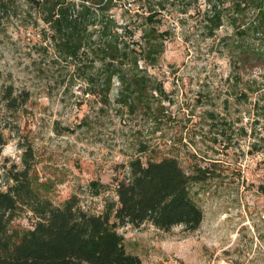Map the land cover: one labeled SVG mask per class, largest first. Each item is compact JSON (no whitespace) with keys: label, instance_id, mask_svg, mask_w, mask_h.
<instances>
[{"label":"rangeland","instance_id":"obj_1","mask_svg":"<svg viewBox=\"0 0 264 264\" xmlns=\"http://www.w3.org/2000/svg\"><path fill=\"white\" fill-rule=\"evenodd\" d=\"M115 1L112 12L140 39L148 0ZM16 2L18 14L0 18V124L10 133L0 144V186L6 188L14 165L22 167L25 143L33 147L42 178L54 181L56 202L78 191L85 204L101 211L105 198L115 196L114 177L127 171L132 157L173 154L188 169H209L191 185L203 219L195 229L119 225L126 249L142 264H264V59L238 68L236 78L231 51L240 42L264 50V37L242 35L231 14L207 36L204 0L186 11L180 1L168 2L157 22L169 31L165 50L157 64L148 65L167 91L165 115L156 120L117 103L118 81L109 104L85 92L83 80L70 76L73 66L55 60L44 23L34 21L24 0ZM251 15L239 14L238 23L247 25ZM254 79L261 88L250 92L245 85ZM8 85L29 97L15 111L3 98ZM143 143L148 150H140ZM92 181L112 186L94 194ZM33 221L30 212L16 219Z\"/></svg>","mask_w":264,"mask_h":264},{"label":"trees","instance_id":"obj_2","mask_svg":"<svg viewBox=\"0 0 264 264\" xmlns=\"http://www.w3.org/2000/svg\"><path fill=\"white\" fill-rule=\"evenodd\" d=\"M177 1L184 3L186 11L200 0H148L141 13V38L136 39L130 25L120 23L112 12L115 0H24L34 21L44 23L55 60L73 66L70 76L83 80L85 92L109 104L118 81L117 103L129 112L144 111L156 120L165 115L167 91L149 73L148 65L159 62L169 33L159 28L158 16L168 2ZM204 2L202 20L207 36H213L225 15L231 14L232 25L242 35L252 31L264 37V0ZM19 6L16 0H0V18L17 15ZM249 12V23H238L239 14ZM231 51L236 78L238 68L246 69L264 59V50L251 42H240ZM252 82L245 86L257 92L261 87L255 79ZM240 95L247 97L248 91L242 90ZM3 98L6 108L15 111L29 97L8 85ZM209 113L214 117L213 111ZM4 127L0 124L2 146L10 136ZM21 146L22 167L14 165L6 188L0 186V264H142L138 254L126 249L119 225L151 222L163 230L177 224L195 229L203 219L191 185L206 178L208 167L188 169L173 154L147 156L146 160L137 155L122 176L114 177L115 196L106 197L104 209L97 211L82 201L78 191L56 202L51 195L54 181L40 175L33 147ZM140 150H148L147 143ZM111 186L100 181L90 184L94 194ZM29 212L34 218L31 225L16 222Z\"/></svg>","mask_w":264,"mask_h":264}]
</instances>
